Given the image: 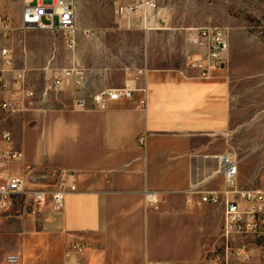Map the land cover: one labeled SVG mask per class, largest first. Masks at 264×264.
<instances>
[{
    "label": "crops",
    "instance_id": "1",
    "mask_svg": "<svg viewBox=\"0 0 264 264\" xmlns=\"http://www.w3.org/2000/svg\"><path fill=\"white\" fill-rule=\"evenodd\" d=\"M185 67H146L138 81L148 91L146 110L137 108L143 97L137 92L106 111L39 102L21 115L18 130L0 119V130H9L24 153L12 165L14 174L32 187L73 172L78 188L62 212L48 198L36 214L21 205L17 215L0 217V264L9 255L21 264H69L66 253L75 242L85 246L84 264H202L207 228L216 224V210L222 227L223 208L187 204L183 191L190 185L225 189L212 155L218 154L216 137L230 129L231 87L223 70L199 79L188 60ZM124 72L112 83L88 76L82 94L121 87ZM145 133L143 149L138 139ZM246 184L239 173L240 187ZM146 192L157 194V207L147 205ZM15 202L2 213H11Z\"/></svg>",
    "mask_w": 264,
    "mask_h": 264
},
{
    "label": "rangeland",
    "instance_id": "2",
    "mask_svg": "<svg viewBox=\"0 0 264 264\" xmlns=\"http://www.w3.org/2000/svg\"><path fill=\"white\" fill-rule=\"evenodd\" d=\"M136 1V0H134ZM155 7L141 0L130 16L121 17L114 0H76L80 28L76 60H81L96 84L112 83L130 68L185 69L189 56L199 51L191 41L192 29L220 26L230 29L228 67L222 72L230 81L232 117L230 129L216 137L218 153H233L240 160V180L246 188L264 183V0H154ZM26 0H0V7L21 25ZM57 19L55 25H57ZM84 30L89 32L85 35ZM12 45L16 68H27L29 84L38 93L43 88V69L51 65H71L72 55L59 34L48 31H18L14 38L0 41ZM119 87L118 85L114 86ZM88 98V97H86ZM44 105L66 103L70 92L51 94ZM41 102V101H40ZM20 117L8 118L12 130H18ZM56 177L47 185H53ZM11 213L17 215L24 200ZM28 204V203H27ZM206 211L205 216L212 218ZM221 212L216 210V224L209 225L202 264L212 263L220 252Z\"/></svg>",
    "mask_w": 264,
    "mask_h": 264
},
{
    "label": "built area",
    "instance_id": "3",
    "mask_svg": "<svg viewBox=\"0 0 264 264\" xmlns=\"http://www.w3.org/2000/svg\"><path fill=\"white\" fill-rule=\"evenodd\" d=\"M141 2L155 7L154 0ZM138 3L139 0H114L117 13L121 17L132 14ZM18 31H48L59 34L73 60L69 67L63 68L51 65L53 60L48 63L43 69L42 100H39L36 89L29 84L27 68H16L13 46L0 45L1 115L14 117L35 111L38 103L45 102L46 97L65 92H70L73 97V109L93 108L99 111L108 110L114 102L130 101L135 93L141 92L143 97L137 108L147 109V88L138 86L139 79L147 74L146 67L127 68V78L121 87L97 91L88 98L82 94L86 88L89 70L76 60L81 31L77 24L76 0H26L20 26H14L11 17L0 7V41L14 38ZM192 31L191 41L199 54L189 56V64L199 71V79H211L215 71L228 67L230 29L204 26ZM88 32L84 30L85 35ZM147 138L145 133L138 139L143 149L146 148ZM212 157L217 162V174L223 177L225 189L204 190L199 185H190L183 194L187 204L223 208L220 252L215 264H264V183L258 188H241L238 157L227 152ZM23 159L24 153L14 147L12 133L7 129L0 130V211H7L13 200H24V207L30 208L36 214L37 207L51 198L53 210L62 212L68 195L78 190L75 174L63 171L58 174L53 185L29 187L28 180L14 174L12 170V165ZM145 196L149 207H157L159 199L156 193L146 192ZM84 256L85 246L81 242L73 243L66 253L69 264H84ZM7 264H21L19 256L9 255ZM146 264L170 263L156 261Z\"/></svg>",
    "mask_w": 264,
    "mask_h": 264
},
{
    "label": "bare ground",
    "instance_id": "4",
    "mask_svg": "<svg viewBox=\"0 0 264 264\" xmlns=\"http://www.w3.org/2000/svg\"><path fill=\"white\" fill-rule=\"evenodd\" d=\"M130 15H132V14L130 13V14L126 15V16H130ZM126 16H125V17H126Z\"/></svg>",
    "mask_w": 264,
    "mask_h": 264
}]
</instances>
